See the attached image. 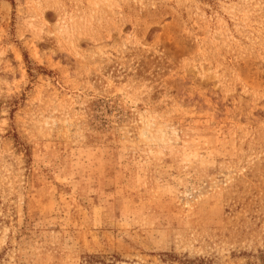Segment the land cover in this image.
Listing matches in <instances>:
<instances>
[{"label":"rangeland","instance_id":"rangeland-1","mask_svg":"<svg viewBox=\"0 0 264 264\" xmlns=\"http://www.w3.org/2000/svg\"><path fill=\"white\" fill-rule=\"evenodd\" d=\"M0 264H264V0H0Z\"/></svg>","mask_w":264,"mask_h":264}]
</instances>
